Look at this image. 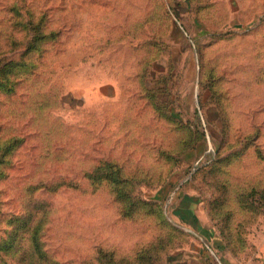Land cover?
<instances>
[{
	"label": "rangeland",
	"instance_id": "obj_1",
	"mask_svg": "<svg viewBox=\"0 0 264 264\" xmlns=\"http://www.w3.org/2000/svg\"><path fill=\"white\" fill-rule=\"evenodd\" d=\"M9 62L0 244L35 218L56 264L260 263L264 0H0Z\"/></svg>",
	"mask_w": 264,
	"mask_h": 264
},
{
	"label": "trees",
	"instance_id": "obj_2",
	"mask_svg": "<svg viewBox=\"0 0 264 264\" xmlns=\"http://www.w3.org/2000/svg\"><path fill=\"white\" fill-rule=\"evenodd\" d=\"M16 67L18 66L11 62L5 64L0 63V91L8 94L14 90L15 85L13 84V81L9 75L14 71ZM9 151V142L1 141L0 139V178L5 176L3 167H6V165H4L6 163L5 158L8 155ZM1 213L2 210L0 205V214ZM31 221L32 222H30L29 224L31 226H29V228L25 226L27 227V230H23V233H30L27 239V243H24L22 239L19 242H16L19 234L16 236L15 234L19 233L22 230L21 228H18L16 231L10 234V238L8 239V241L0 244V264H56V262L52 258H50V256L45 253L44 249L42 248L43 246L40 239V224L37 223V220H35V218L34 220L33 218H31ZM11 235L13 236V239ZM113 260L114 264H119V261L115 259ZM140 263L143 264V261L141 259L137 261V264Z\"/></svg>",
	"mask_w": 264,
	"mask_h": 264
},
{
	"label": "crops",
	"instance_id": "obj_3",
	"mask_svg": "<svg viewBox=\"0 0 264 264\" xmlns=\"http://www.w3.org/2000/svg\"><path fill=\"white\" fill-rule=\"evenodd\" d=\"M261 252H263V255L261 254L260 255V259L258 260V262H260V263H257V264H264V234H261ZM254 264H256V262L254 263Z\"/></svg>",
	"mask_w": 264,
	"mask_h": 264
}]
</instances>
